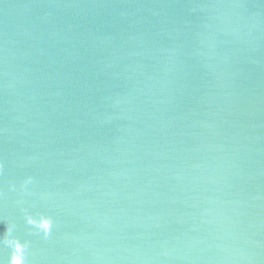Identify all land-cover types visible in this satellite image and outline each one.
I'll use <instances>...</instances> for the list:
<instances>
[{"label":"water","instance_id":"1","mask_svg":"<svg viewBox=\"0 0 264 264\" xmlns=\"http://www.w3.org/2000/svg\"><path fill=\"white\" fill-rule=\"evenodd\" d=\"M0 264H264V0H0Z\"/></svg>","mask_w":264,"mask_h":264}]
</instances>
